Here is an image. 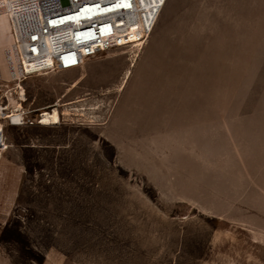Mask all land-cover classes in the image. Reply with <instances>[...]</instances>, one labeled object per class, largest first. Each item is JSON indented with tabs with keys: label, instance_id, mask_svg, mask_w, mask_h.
<instances>
[{
	"label": "rangeland",
	"instance_id": "rangeland-1",
	"mask_svg": "<svg viewBox=\"0 0 264 264\" xmlns=\"http://www.w3.org/2000/svg\"><path fill=\"white\" fill-rule=\"evenodd\" d=\"M11 71L0 264H264V0H166L141 46Z\"/></svg>",
	"mask_w": 264,
	"mask_h": 264
},
{
	"label": "built area",
	"instance_id": "built-area-1",
	"mask_svg": "<svg viewBox=\"0 0 264 264\" xmlns=\"http://www.w3.org/2000/svg\"><path fill=\"white\" fill-rule=\"evenodd\" d=\"M7 1L10 38L0 45V79H11L12 60L21 81L32 73L80 67L112 49L141 46L164 0Z\"/></svg>",
	"mask_w": 264,
	"mask_h": 264
},
{
	"label": "bare ground",
	"instance_id": "bare-ground-1",
	"mask_svg": "<svg viewBox=\"0 0 264 264\" xmlns=\"http://www.w3.org/2000/svg\"><path fill=\"white\" fill-rule=\"evenodd\" d=\"M165 2H166V0H164L162 2V4H161L160 8L158 9V11L162 8V6L165 4ZM7 4H8V1L7 0H3L2 1V8H3L2 13L4 15V19H5V22H6V25H7V28H8V32H9L8 16H7L6 12H5V9H6ZM9 35H10V33H9ZM135 60H136V58H134V56H133L131 58V60H130L131 61L130 62V66H133ZM129 73H130V70L128 68L125 71L124 78H127L128 75H129ZM124 80L125 79H123V81ZM51 109L50 110H46L45 109L43 111V113L40 116V120L37 122L38 124H40V125H50V124H56V123H58L60 121V114L58 112V109L56 107H54V106ZM17 113H14L13 112L11 114L6 115V117L12 118L14 122H20L22 118ZM15 114H17V115H15Z\"/></svg>",
	"mask_w": 264,
	"mask_h": 264
}]
</instances>
